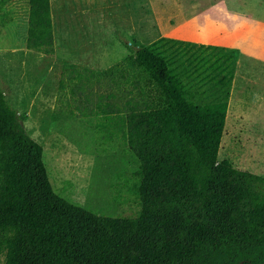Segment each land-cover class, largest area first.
I'll return each instance as SVG.
<instances>
[{
  "label": "trees",
  "instance_id": "trees-1",
  "mask_svg": "<svg viewBox=\"0 0 264 264\" xmlns=\"http://www.w3.org/2000/svg\"><path fill=\"white\" fill-rule=\"evenodd\" d=\"M29 5L27 48L53 55L51 0ZM130 49L101 72L67 62L59 88L92 97L93 127L129 153L139 214L56 192L43 145L0 85V264H204L264 247V175L219 158L238 50L169 37Z\"/></svg>",
  "mask_w": 264,
  "mask_h": 264
},
{
  "label": "rangeland",
  "instance_id": "rangeland-1",
  "mask_svg": "<svg viewBox=\"0 0 264 264\" xmlns=\"http://www.w3.org/2000/svg\"><path fill=\"white\" fill-rule=\"evenodd\" d=\"M158 1L133 0L131 11L138 23L148 19L146 10L151 11L152 5L157 9ZM181 1L182 6H193L186 2L190 0ZM113 2L52 1L55 23L62 37V43L58 39L55 45L56 57L27 48L29 0L0 5V85L26 130L43 145L44 161L56 192L100 214L134 217L140 211L139 198L133 191L135 163L119 144L110 145L106 134L93 127L94 117L90 115L96 114L84 107H94L92 97L88 103L78 101L69 94V88L65 92L59 88L62 72L67 68L61 59L86 57L87 46L90 49L101 43L99 62L110 66L121 61V55L128 51L119 42L129 40V32H116L120 9ZM228 3L231 10L228 24L235 28L237 48L242 53L238 71L236 67L237 79L233 80L231 104V112L240 116L227 118L219 158L229 159L237 168L264 175V0H229ZM58 13L65 23L59 25ZM80 22L82 27L78 25ZM242 24L246 26L241 34ZM247 75L250 92L245 87ZM87 91L79 90L78 94L84 98ZM105 91L99 88L94 94ZM259 92L263 95L261 99ZM244 112L259 121L246 123L248 120L241 119ZM245 262L264 264V247L247 252H212L204 264Z\"/></svg>",
  "mask_w": 264,
  "mask_h": 264
},
{
  "label": "crops",
  "instance_id": "crops-1",
  "mask_svg": "<svg viewBox=\"0 0 264 264\" xmlns=\"http://www.w3.org/2000/svg\"><path fill=\"white\" fill-rule=\"evenodd\" d=\"M52 1L56 3L58 0H51V11H52V20H53V33L54 36V46L56 45L57 40L62 41L61 31L55 23V18L53 14V6ZM153 1V0H152ZM171 1H173V5H171ZM133 0H114V5L116 8L120 9L118 13L119 19V28H116V32L122 30L123 33L129 32L128 39L125 42H119L124 45L128 51L126 50L120 58L122 62L131 54V48H139L143 45H149L160 37H169L175 38L179 40L189 41L198 44H210V45H218L224 46L227 48H236L238 49V61H237V71L239 69V64L241 61L242 53L239 52V48H237L238 39L236 37L235 28L228 24V13L230 10L229 0H190L186 2L193 3V6H182L181 0H159L157 3L158 8L156 9L153 5L151 6V11L146 10V15L148 19H142L137 22V18L133 16V12L131 11V4ZM169 3V5H166ZM151 3H149L150 5ZM195 4V5H194ZM126 5L128 9L125 8ZM166 5V6H164ZM124 8V9H123ZM193 9V11H190ZM124 10V11H123ZM231 11V10H230ZM244 14V13H243ZM221 15V16H220ZM249 15L245 16L248 17ZM144 18V17H143ZM57 21L60 24L65 23L64 18L61 13L57 14ZM124 20V21H123ZM83 23H78L80 27H82ZM245 24H242L239 28V33H243ZM57 28L59 30V34L57 36ZM115 31V29H113ZM105 35V34H104ZM57 36V37H56ZM113 41H116L113 39ZM103 44H106V41L102 40ZM130 42V44H129ZM58 43V42H57ZM62 43V42H61ZM130 45V46H129ZM86 46H84L85 49ZM55 53L53 54L55 56ZM101 43L89 49L87 46L88 54L83 58H74V59H61L66 63H73L80 67L89 68L95 71H105L109 67L119 63H115L113 65H103L99 61L101 60L100 53ZM56 57V56H55ZM250 57V56H249ZM58 58V57H57ZM100 64H99V63ZM248 73V72H247ZM235 75V79H237ZM234 79V80H235ZM246 89L250 92V76L247 75ZM235 82V81H234ZM256 82V81H255ZM233 86V85H232ZM79 92V91H78ZM233 91L231 90V95L229 99L227 118L230 116L238 117V113L231 112V104L233 99ZM71 92H69L70 94ZM259 98H263L261 92L258 93ZM238 114V115H237ZM243 117L241 119L247 121L246 123H253V120L259 121V118L253 117L249 113H242ZM240 116V115H239ZM101 133H106L102 129H97Z\"/></svg>",
  "mask_w": 264,
  "mask_h": 264
}]
</instances>
